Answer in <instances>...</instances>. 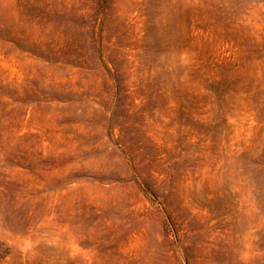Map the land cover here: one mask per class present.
Listing matches in <instances>:
<instances>
[{"label":"rangeland","instance_id":"374dc122","mask_svg":"<svg viewBox=\"0 0 264 264\" xmlns=\"http://www.w3.org/2000/svg\"><path fill=\"white\" fill-rule=\"evenodd\" d=\"M0 264H264V0H0Z\"/></svg>","mask_w":264,"mask_h":264}]
</instances>
